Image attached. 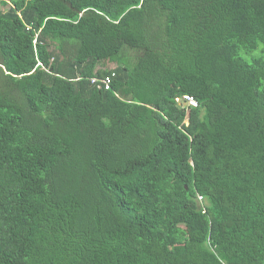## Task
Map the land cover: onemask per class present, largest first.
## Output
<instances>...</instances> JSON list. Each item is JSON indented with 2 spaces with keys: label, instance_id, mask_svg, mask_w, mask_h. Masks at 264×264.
Here are the masks:
<instances>
[{
  "label": "trees",
  "instance_id": "1",
  "mask_svg": "<svg viewBox=\"0 0 264 264\" xmlns=\"http://www.w3.org/2000/svg\"><path fill=\"white\" fill-rule=\"evenodd\" d=\"M0 4V264H264V0Z\"/></svg>",
  "mask_w": 264,
  "mask_h": 264
},
{
  "label": "built area",
  "instance_id": "2",
  "mask_svg": "<svg viewBox=\"0 0 264 264\" xmlns=\"http://www.w3.org/2000/svg\"><path fill=\"white\" fill-rule=\"evenodd\" d=\"M111 82H112V79L110 77L102 79V84L104 85V88L106 90L110 89ZM175 102L179 106L185 105L187 108H190V107L195 108V107L198 106L197 101L194 98H192L191 96H189V95H182L181 98H176ZM185 123L187 125V122H185ZM198 199L201 200L200 197H198Z\"/></svg>",
  "mask_w": 264,
  "mask_h": 264
},
{
  "label": "rangeland",
  "instance_id": "3",
  "mask_svg": "<svg viewBox=\"0 0 264 264\" xmlns=\"http://www.w3.org/2000/svg\"><path fill=\"white\" fill-rule=\"evenodd\" d=\"M6 10V8H4L3 6H1V4H0V11H5Z\"/></svg>",
  "mask_w": 264,
  "mask_h": 264
}]
</instances>
